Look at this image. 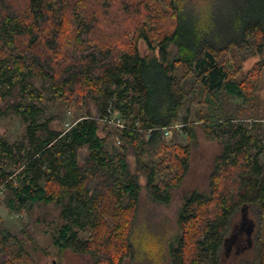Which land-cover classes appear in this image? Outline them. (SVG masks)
Listing matches in <instances>:
<instances>
[{
    "label": "trees",
    "instance_id": "16d2710c",
    "mask_svg": "<svg viewBox=\"0 0 264 264\" xmlns=\"http://www.w3.org/2000/svg\"><path fill=\"white\" fill-rule=\"evenodd\" d=\"M164 1L0 0V120L14 112L34 145L19 153L0 131L6 206L31 212L54 203L67 220L52 230L60 257L71 250L93 264H125L142 192L170 205L189 182L200 127L221 147L207 187L182 197L171 264H222L232 222L247 208L258 223L254 254L241 264H264V127L236 121L262 86L264 0L239 2L206 31L187 30L183 3ZM250 54L263 58L245 69ZM29 74L45 86L33 87ZM232 100L242 102L233 108ZM55 105L82 113L56 129L51 119L63 120V110L54 113ZM96 113L129 127L102 126ZM175 121L184 122L186 144L163 136ZM116 136L119 147L110 144ZM29 260L22 240L0 226V264Z\"/></svg>",
    "mask_w": 264,
    "mask_h": 264
},
{
    "label": "rangeland",
    "instance_id": "374dc122",
    "mask_svg": "<svg viewBox=\"0 0 264 264\" xmlns=\"http://www.w3.org/2000/svg\"><path fill=\"white\" fill-rule=\"evenodd\" d=\"M188 18L186 19L187 30L197 31L200 28L205 31L214 20V16L223 17L234 9L239 2L244 0H180ZM165 6V1L162 0ZM198 25V26H197ZM142 53L148 52L146 44L140 42ZM173 49L175 47L173 46ZM261 56L251 55L244 62L245 69L250 68L256 61L262 59ZM156 77L158 70H154ZM158 78V77H157ZM26 80L33 87H44L45 82L34 74L26 76ZM191 84V81H189ZM188 84V85H190ZM261 89L258 92V98L255 106L248 104L246 109L236 113V121L245 124L250 122V116H256L255 119L264 120V73L261 78ZM164 97L161 88L157 91V101H161ZM242 100H232L233 108ZM0 103H2L0 101ZM58 104V103H57ZM56 106V105H55ZM62 111L63 120L51 119L54 128L59 126L66 128L67 122H72L82 111L77 109H69L61 105H57L52 111L54 113ZM96 116V114H94ZM49 116V115H48ZM184 123L183 121H178ZM264 127V122H262ZM27 123L14 113H10L8 117L0 120V131L11 137L18 148L19 153L32 152L34 145L27 134ZM106 126V123H101ZM108 127L113 125L107 124ZM115 127V126H114ZM169 141H177L186 144L188 142L187 135L184 131L167 137ZM110 144L119 147L117 136L111 139ZM220 144L217 141L209 140L203 129H197V142L193 146L191 173L188 176L189 182L182 189L173 191V199L170 205L167 203L157 204L153 202L146 191L142 192L141 203L137 215L136 228L132 236L134 244V255L130 260H126L125 264H171L169 256V244L171 237L177 231V211L182 202L184 193L193 189L195 185L204 188L207 187V174L211 171L213 158L220 150ZM15 169L14 164L10 165ZM189 188V189H188ZM6 193L0 192V226L7 228L10 232L19 237L25 248L30 254L29 261H23L19 264H93L90 255L76 254L71 250L63 253L62 257L58 255V248L52 240V230L57 226L66 222V218L62 216L61 210L54 203H38L31 212L10 211L6 206ZM257 216L249 210H241L234 218L231 227V235L227 238L222 253V264H241L246 261V254L252 256L254 249L251 244L254 242L255 226L257 225Z\"/></svg>",
    "mask_w": 264,
    "mask_h": 264
},
{
    "label": "built area",
    "instance_id": "2783aa9c",
    "mask_svg": "<svg viewBox=\"0 0 264 264\" xmlns=\"http://www.w3.org/2000/svg\"><path fill=\"white\" fill-rule=\"evenodd\" d=\"M98 120H100L103 123L109 124V125H113V126H117L120 127L122 129L128 128V121L125 120L124 118H122L121 116H116L113 114H106L103 117H97ZM264 122L263 119H254L251 120V122ZM67 127L70 126V122L66 123ZM136 127H140L139 122L135 123ZM183 124L179 123L178 121H175L167 126H164L163 129V136L164 137H168L170 135L173 134V132H180L181 128H182ZM151 131V130H149ZM117 142L120 144L121 140L117 137ZM0 192H4L3 189L0 188Z\"/></svg>",
    "mask_w": 264,
    "mask_h": 264
},
{
    "label": "bare ground",
    "instance_id": "6f19581e",
    "mask_svg": "<svg viewBox=\"0 0 264 264\" xmlns=\"http://www.w3.org/2000/svg\"><path fill=\"white\" fill-rule=\"evenodd\" d=\"M97 117H99V116H96V118H97ZM125 120H126V119H125ZM127 121H128V120H127ZM136 122H138V121H136ZM136 122H135V123H136ZM172 123H173V122H172Z\"/></svg>",
    "mask_w": 264,
    "mask_h": 264
}]
</instances>
